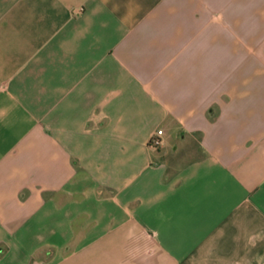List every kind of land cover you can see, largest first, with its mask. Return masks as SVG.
Returning <instances> with one entry per match:
<instances>
[{"label":"crops","instance_id":"crops-1","mask_svg":"<svg viewBox=\"0 0 264 264\" xmlns=\"http://www.w3.org/2000/svg\"><path fill=\"white\" fill-rule=\"evenodd\" d=\"M46 246L264 264V0H0V264Z\"/></svg>","mask_w":264,"mask_h":264},{"label":"rangeland","instance_id":"rangeland-1","mask_svg":"<svg viewBox=\"0 0 264 264\" xmlns=\"http://www.w3.org/2000/svg\"><path fill=\"white\" fill-rule=\"evenodd\" d=\"M76 246H78V245H76V244L64 245L62 248L63 255L68 254V252H70ZM82 246L84 247L85 245H82ZM89 246L91 247L92 244ZM96 247L98 248V246H96ZM92 249H96V248H94V246H93ZM53 250L54 249L52 247H47V246L44 247L43 249H41L36 254L35 259L32 260L30 262V264H35L37 262H44L45 264H51L50 258L52 257V255H54ZM94 251L97 252V250H94ZM91 255H90V253L88 255H83V254L82 255H74L71 259L67 260L66 262L64 260L60 261V264H100V260L98 259L99 256L96 257V259H95V258H91L92 257ZM55 264H58V262Z\"/></svg>","mask_w":264,"mask_h":264},{"label":"built area","instance_id":"built-area-1","mask_svg":"<svg viewBox=\"0 0 264 264\" xmlns=\"http://www.w3.org/2000/svg\"><path fill=\"white\" fill-rule=\"evenodd\" d=\"M162 133H163V130H162V129H158V130L156 131V136L152 137V142H153L154 144H158V143H159V141H160L159 136H160Z\"/></svg>","mask_w":264,"mask_h":264}]
</instances>
